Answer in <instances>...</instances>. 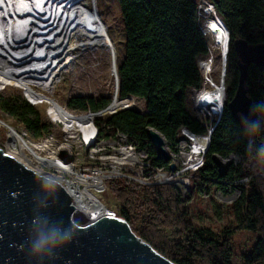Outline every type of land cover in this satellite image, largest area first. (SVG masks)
<instances>
[{
	"label": "trees",
	"instance_id": "obj_1",
	"mask_svg": "<svg viewBox=\"0 0 264 264\" xmlns=\"http://www.w3.org/2000/svg\"><path fill=\"white\" fill-rule=\"evenodd\" d=\"M116 1L125 36L123 57L116 60L117 98L142 99L145 111L122 109L106 118H94L98 136L113 138L121 132L151 153L147 128L157 131L170 145L182 126L193 133H203L187 107L188 91L202 87L197 59L208 55L196 2ZM209 1L228 31L225 71L236 75L234 40L243 39L250 45L264 43V0ZM246 85L253 105L264 104V71L250 65ZM235 86L236 80L225 91L223 111L211 133L203 167L193 175L191 192L186 198L182 199L170 185L135 187L122 179L106 182L117 202V215L137 237L174 264H233L231 237L237 232L257 235L251 249L240 256V264H264V199L260 190L264 178L256 176L259 173L264 177V155H257L264 147V133L248 135L242 120L232 117L227 110ZM109 103V98L72 97L66 107L83 113L97 112ZM0 108L18 118L33 137L49 133V126L40 121L39 114L26 100L0 97ZM258 115L264 118V114ZM231 154L238 156V162L220 171L216 157L226 159ZM244 178L245 182H238ZM212 185L240 193L231 206L230 226L218 233L197 227L190 219V197Z\"/></svg>",
	"mask_w": 264,
	"mask_h": 264
},
{
	"label": "bare ground",
	"instance_id": "obj_2",
	"mask_svg": "<svg viewBox=\"0 0 264 264\" xmlns=\"http://www.w3.org/2000/svg\"><path fill=\"white\" fill-rule=\"evenodd\" d=\"M204 13L207 14L206 11ZM205 28L213 37L209 53L212 55L213 49H218L220 60L224 61L225 25L217 16L208 17ZM112 40L97 12L96 0H48L46 3L45 0H0V91L6 86H15L34 100L47 104L50 113L64 126L68 139V144L60 149L47 138L41 142H27L24 138L21 141L15 129L0 119V127L6 125L12 129H8L9 134L3 144L4 154L59 183L71 198L75 213L88 220L101 218L105 211H109L96 198L100 192L98 177L95 173H76L67 158L72 150L71 144L77 138L88 146L95 143L92 120L107 111L98 115H89V112L74 114L47 93L70 67L77 51L105 48L111 68L112 58L114 56L115 60L117 55ZM211 60L212 56L202 63L204 73L211 71ZM110 73L113 75L112 69ZM205 83L212 86L208 80ZM223 91L224 83L219 80L213 91L204 93L214 111L222 102ZM132 104L131 96L116 98L110 110ZM99 146L100 151L106 146L112 150L115 148L113 141H103ZM59 153H65V157H60ZM109 159L104 155L101 161ZM115 163L121 164L120 161ZM74 217L80 218L76 214Z\"/></svg>",
	"mask_w": 264,
	"mask_h": 264
},
{
	"label": "water",
	"instance_id": "obj_3",
	"mask_svg": "<svg viewBox=\"0 0 264 264\" xmlns=\"http://www.w3.org/2000/svg\"><path fill=\"white\" fill-rule=\"evenodd\" d=\"M226 32L225 53L229 39ZM233 48L237 57V80L226 108L232 117L253 119L254 105L246 85L248 67L253 65L264 71V43L250 45L243 39H237ZM112 67L117 92L114 56ZM115 100L114 96L111 97L105 108L89 112V115L110 111ZM4 127L12 130L6 125ZM261 132L264 133V129ZM147 138L154 149V159L167 162L169 155L162 136L149 129ZM61 156L64 157L65 153ZM169 169L172 170L173 166ZM75 214L80 218L76 219ZM61 230L71 231V242L50 253L51 237ZM0 264L174 263L137 237L117 214L107 216L105 211L101 218L88 220L75 213L71 198L59 183L26 168L0 150Z\"/></svg>",
	"mask_w": 264,
	"mask_h": 264
},
{
	"label": "rangeland",
	"instance_id": "obj_4",
	"mask_svg": "<svg viewBox=\"0 0 264 264\" xmlns=\"http://www.w3.org/2000/svg\"><path fill=\"white\" fill-rule=\"evenodd\" d=\"M197 4V13L200 27H202L205 33L204 37L208 46V55L198 57L197 63L202 75V87L209 88L210 85L206 84L208 80L212 84H217L220 80L224 83V93L227 88L230 87L234 80H237V74L234 75L231 71H225L226 61L220 60V54L218 49H213V53H209V50L213 47V37L203 27L204 21L207 20V16L202 12L206 3L209 0H193ZM97 12L99 13L103 23L105 24L110 38L114 44L116 52V59L119 60L124 54V25L120 14L119 5L116 0H96ZM218 17V15H216ZM212 17V16H211ZM211 52V51H210ZM210 56L211 71L203 72L201 69L202 63L207 61ZM109 65V66H108ZM116 66V61H115ZM109 64L108 54L105 48L102 50H85L77 51L74 54V59L70 67L65 69V72L61 75L58 82L54 83L51 90L47 95L57 101L60 105L64 106L71 113L78 114L83 112L73 111L66 107V103L72 97H91L94 100L101 98L113 97L114 93V74L110 73L113 67ZM224 70V71H223ZM222 74V76H221ZM219 76V77H218ZM37 89V88H35ZM190 92L188 93V95ZM0 97L4 100H10L14 97H19L26 100L32 108L39 114L40 121L49 126V133L41 138L33 137L32 133L24 127V124L18 119L10 117L0 108V119L7 125L15 129L18 134V138L22 141L24 138L27 142H41L44 138L51 140L52 144L57 148H63L68 144L66 140V134L64 133V126L57 120L56 116L50 113L51 109L43 102H38L27 95L23 90L15 86H6L0 91ZM133 106L131 109L143 113L145 111L144 101L139 98L132 97ZM188 104V103H187ZM118 108H116L117 110ZM110 113H105L99 118H106ZM93 121V120H92ZM97 131V130H96ZM9 131L6 127H0V150L5 153L4 141L7 139ZM70 139V138H69ZM96 141L90 146L82 144L80 139L73 141L72 150L68 153L67 160L70 164L76 167L79 172H84L91 175L94 169H97L101 164V158L110 156L113 151L109 147H104L101 151L100 143L103 141H113L114 144H122L123 141H116L115 138H101L96 135ZM61 153H59L60 155ZM58 157V155H57ZM61 157V155H60ZM65 157V156H64ZM100 163V164H99ZM218 162L217 166H222L224 169H228V162ZM94 176V175H92ZM108 181V180H107ZM107 181L104 182L103 190L97 194V199L106 207L109 206L110 211L117 214V202L111 196L108 191ZM106 183V184H105ZM232 189V188H231ZM260 190L264 199V187L261 186ZM239 191L232 189L221 190L217 186H207L205 193L199 191L195 193L189 199L190 219L192 224L197 227L208 228L215 233H218L223 228L230 226L232 221L231 206L239 196ZM107 208V207H106ZM257 235L250 232H237L231 237V244L233 249V264H240V256L247 253Z\"/></svg>",
	"mask_w": 264,
	"mask_h": 264
},
{
	"label": "built area",
	"instance_id": "obj_5",
	"mask_svg": "<svg viewBox=\"0 0 264 264\" xmlns=\"http://www.w3.org/2000/svg\"><path fill=\"white\" fill-rule=\"evenodd\" d=\"M198 10V9H197ZM207 12L205 14L204 12ZM198 12V11H197ZM203 13L208 17H215L217 14L214 10L213 5L208 2L206 3ZM197 16L198 13H197ZM206 22V21H204ZM205 28V23L203 24ZM203 35L205 33L200 27ZM206 30V28H205ZM227 53L224 54V56ZM226 57V56H225ZM226 58H224L225 61ZM210 82V81H209ZM211 83V82H210ZM203 84V81H202ZM210 85V84H209ZM214 90V84L210 85L209 88L201 87L199 89H190L187 98V107L189 115L195 120L204 130L203 133L197 134L188 130L186 127H180L176 133L175 140L173 144H168L165 138L164 148L169 155L167 162L158 165L153 160L152 157L155 156L154 149L152 148L150 142V151L145 147H139L138 144L131 140L127 134L116 132V141H123L122 144H115V148L110 153L109 161L101 162L97 169H94L92 174L95 173L99 181L100 192L103 190L104 182L109 179H122L126 184H131L135 187H156L161 185H170L174 187L180 194L181 198H186L191 192V179L193 175L203 167V156L208 148L210 136L213 132L216 124L218 123L225 103V93L223 92L222 102L217 106V110L214 111L210 102H207L204 97V93H209ZM113 96L117 98V92L115 90L114 83V93ZM133 106V104H132ZM130 107H118L117 110L131 109ZM107 111V113L113 114L116 111ZM100 111L99 113L103 112ZM99 117V116H97ZM95 131V138L97 135L96 127L92 124ZM151 128H147V131ZM62 157V156H61ZM64 158V157H62ZM217 162H228V165H236L238 162V156L231 154L226 159H220L216 157ZM120 161L121 164L115 163ZM161 161V160H158ZM74 170L76 167L73 164ZM173 166L170 170L169 167ZM220 171H224V167L218 166ZM82 172V171H81ZM80 172V173H81ZM84 173V172H83ZM260 178H264L262 174H256ZM246 178L239 180L238 182H245ZM206 187L202 189V193H205ZM113 216L115 213L113 211H107V216Z\"/></svg>",
	"mask_w": 264,
	"mask_h": 264
},
{
	"label": "clouds",
	"instance_id": "obj_6",
	"mask_svg": "<svg viewBox=\"0 0 264 264\" xmlns=\"http://www.w3.org/2000/svg\"><path fill=\"white\" fill-rule=\"evenodd\" d=\"M252 114L255 116V118L253 119H250L248 117H242V124L244 125V130L250 136L260 132L261 129H264V118H261L260 115H257V114H264V104L255 105L252 109ZM257 155L258 156L264 155V147H261L258 150ZM71 239H72L71 231L61 230L58 234H54L51 237L50 253L54 249L71 242Z\"/></svg>",
	"mask_w": 264,
	"mask_h": 264
},
{
	"label": "snow or ice",
	"instance_id": "obj_7",
	"mask_svg": "<svg viewBox=\"0 0 264 264\" xmlns=\"http://www.w3.org/2000/svg\"><path fill=\"white\" fill-rule=\"evenodd\" d=\"M213 27H215V25H213Z\"/></svg>",
	"mask_w": 264,
	"mask_h": 264
}]
</instances>
